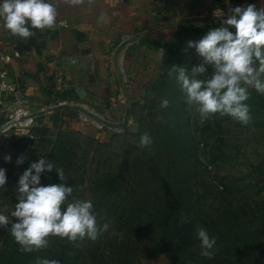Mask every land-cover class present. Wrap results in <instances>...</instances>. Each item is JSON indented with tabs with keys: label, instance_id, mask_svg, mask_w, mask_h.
Masks as SVG:
<instances>
[{
	"label": "rangeland",
	"instance_id": "rangeland-1",
	"mask_svg": "<svg viewBox=\"0 0 264 264\" xmlns=\"http://www.w3.org/2000/svg\"><path fill=\"white\" fill-rule=\"evenodd\" d=\"M258 2L252 0L255 6ZM220 23H185L182 27L214 29ZM199 39L195 37L192 41ZM165 46L164 52L172 50L173 39ZM151 51L142 49L130 58L125 57L124 62L123 56L118 55L122 61L118 74L125 97L117 84L111 90L115 96L113 102L98 97L103 103L87 104L90 93L83 100L80 96L77 101L72 100L65 87L68 81L59 74L54 83L57 85V78H61L60 90H52L54 100L49 107L53 112L42 116L45 112L41 107L47 106V101L51 103L47 95L32 98L39 108L34 112L41 111L37 114L40 119L22 126L21 122L31 118L25 114L24 119L19 118L0 131V169L6 170V183L0 186V214L10 216L14 210L19 179L30 165L39 159L56 163L61 148L66 151L75 175L69 201L90 199L94 181L103 180L124 159L143 160L149 156L160 169L169 196L181 203L182 219L194 224L195 236L196 229L202 227L218 240V233L230 228L232 243H249L261 248L264 242V95L249 89L246 103L252 119L247 126L218 113L201 120L195 107L186 102L181 86L167 75L173 65L183 66L188 72L199 66L202 59L195 48L186 45L175 52L174 60L167 66H162L161 57ZM101 73L103 78L106 73ZM211 73L209 66L208 74ZM14 88V92H0L1 98L8 103L21 98L22 87ZM164 98L169 100L167 108L161 107ZM126 109L128 122L123 126ZM10 120L6 117L0 126ZM176 130L182 135L181 141ZM145 132L153 142L141 148L139 139ZM25 138L32 140L29 147L36 150L35 157L17 164L18 150L11 143ZM6 156L11 157L10 162L5 161ZM52 172L41 174V185L46 186ZM134 173L133 178L140 177L139 172ZM11 238L8 228L0 227V255L11 246ZM197 241L195 252L201 259L204 257L200 255V241ZM167 261L170 264L168 257L162 256L155 264ZM153 263L154 258L138 261V264Z\"/></svg>",
	"mask_w": 264,
	"mask_h": 264
},
{
	"label": "clouds",
	"instance_id": "clouds-1",
	"mask_svg": "<svg viewBox=\"0 0 264 264\" xmlns=\"http://www.w3.org/2000/svg\"><path fill=\"white\" fill-rule=\"evenodd\" d=\"M70 2L79 5L84 0ZM0 22L10 36L27 40L36 35L34 30L55 28L57 8L48 0H0ZM187 47L195 48L202 63L191 72L175 65L167 72L181 86L186 102L195 107L201 120L218 113L232 117L241 126L250 124L252 118L246 103L249 89L264 95V8L249 4L231 9L219 27L209 30L198 41H188ZM157 52L163 59L164 50ZM168 106L169 100L162 99L161 107ZM152 142L145 132L140 136L139 147H149ZM4 159L10 162L11 157ZM25 159L21 156L17 164ZM53 170L61 183L41 185V174ZM5 171L0 169V186L6 183ZM65 181L64 169L46 159L32 163L20 177L14 210L10 216L0 214V227L8 228L21 253L44 249L54 237L67 239L78 247L79 242L85 239L95 242L107 231V224L98 223L91 199L69 201L73 189ZM196 237L200 241V255L211 259L216 239L202 227L196 229ZM35 264H59V261L38 258Z\"/></svg>",
	"mask_w": 264,
	"mask_h": 264
},
{
	"label": "crops",
	"instance_id": "crops-1",
	"mask_svg": "<svg viewBox=\"0 0 264 264\" xmlns=\"http://www.w3.org/2000/svg\"><path fill=\"white\" fill-rule=\"evenodd\" d=\"M48 2L57 8V23L53 30L42 31L45 48L40 54L31 51L18 56L0 22V86L22 87V97L14 102L8 103L0 95V124L8 116L18 121L25 114L33 122L39 120L41 111L34 112L39 108L32 99L38 96L47 95L51 100L46 109L41 107L45 112L42 116L46 115L53 105L52 90H60L54 83L59 74L68 81L65 87L72 100L78 96L83 100L90 93L87 104L103 103L98 97L113 102L111 90L120 85L118 66L125 57L148 48L159 57L157 51L172 42L174 31L182 24H222L231 9L253 5L252 0H84L79 5L70 0ZM256 7L264 8V0H259ZM118 55L123 56L122 61ZM101 72L106 73L103 78ZM122 95L125 97L123 91ZM27 124L21 122L22 126Z\"/></svg>",
	"mask_w": 264,
	"mask_h": 264
},
{
	"label": "trees",
	"instance_id": "trees-1",
	"mask_svg": "<svg viewBox=\"0 0 264 264\" xmlns=\"http://www.w3.org/2000/svg\"><path fill=\"white\" fill-rule=\"evenodd\" d=\"M209 30L184 26L174 31L173 49L164 52L162 66L169 65L174 53L185 48L188 41L202 38ZM34 31L36 35L27 40L14 38L7 32L6 38L18 56L31 51L40 54L45 48L42 31ZM176 135L181 141L182 135L177 130ZM11 144L18 150L16 160L21 156L26 157L24 162L34 159L36 150L29 147L31 139H19ZM56 165L64 169L65 183L72 186L75 175L63 148L59 149ZM135 170L140 174L137 179L133 178ZM104 179L94 181L90 197L98 223L108 225L95 242L85 239L76 247L67 239L54 237L44 249L21 253L11 238V246L0 255V264H35L38 258L56 259L59 264H138L139 260L162 255L168 257L170 264H264V251L256 256L258 248L251 244L232 243L230 228L218 233L211 259H198L194 224L182 219V205L169 196L168 185L151 157L143 160L128 157ZM58 183L61 181L54 170L45 185Z\"/></svg>",
	"mask_w": 264,
	"mask_h": 264
},
{
	"label": "water",
	"instance_id": "water-1",
	"mask_svg": "<svg viewBox=\"0 0 264 264\" xmlns=\"http://www.w3.org/2000/svg\"><path fill=\"white\" fill-rule=\"evenodd\" d=\"M122 44H123V43H121V45H122ZM121 45H119V47L117 48L116 54L118 53V51H119ZM119 82H120V85H121V88H122V91H123V85H122V81H121L120 78H119ZM128 116H129V111H128V109H126L125 116H124L123 123H122L123 126L127 124V122H128ZM102 122H103V121H102ZM10 123H13V121H12V120L9 121L8 123H6V125L9 126ZM11 125H12V124H11ZM113 126H115V125H113ZM34 132H36V133H40L39 130H35ZM38 135H39V134H38ZM263 251H264V242H263L261 248L255 250V254H256V256H257L259 253L263 252Z\"/></svg>",
	"mask_w": 264,
	"mask_h": 264
},
{
	"label": "built area",
	"instance_id": "built-area-1",
	"mask_svg": "<svg viewBox=\"0 0 264 264\" xmlns=\"http://www.w3.org/2000/svg\"><path fill=\"white\" fill-rule=\"evenodd\" d=\"M60 84H61V78L58 77V78H57V86L59 87ZM0 88H1L0 90H1L2 92H3V91H5V92H14V91H15V88H14L13 86H2V84H1ZM28 117H29V116H28ZM12 118H13V117L11 116L10 119H11V120H14V119H12ZM14 118H17V117H14ZM11 120H10V121H11ZM25 121H28V124H27V125L33 123L32 118H28V119H26ZM27 125H26V126H27Z\"/></svg>",
	"mask_w": 264,
	"mask_h": 264
},
{
	"label": "bare ground",
	"instance_id": "bare-ground-1",
	"mask_svg": "<svg viewBox=\"0 0 264 264\" xmlns=\"http://www.w3.org/2000/svg\"><path fill=\"white\" fill-rule=\"evenodd\" d=\"M12 121H13V123L15 122L14 120H12ZM13 123H10V125L13 124ZM6 127H8V125H6V124L0 126V131L5 129Z\"/></svg>",
	"mask_w": 264,
	"mask_h": 264
}]
</instances>
